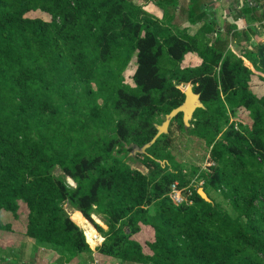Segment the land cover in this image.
Instances as JSON below:
<instances>
[{
	"label": "trees",
	"instance_id": "16d2710c",
	"mask_svg": "<svg viewBox=\"0 0 264 264\" xmlns=\"http://www.w3.org/2000/svg\"><path fill=\"white\" fill-rule=\"evenodd\" d=\"M168 3L173 13L159 0L160 22L148 28L131 0H0V230H11L3 213L17 216L22 201L29 209L26 237L61 250L69 260L94 253L90 244L100 236L97 232L93 241L82 218L93 221L96 212L109 227L105 232L94 223L105 236L94 253L100 259L264 264V110L249 89L253 72L244 63L246 57L264 73V40L237 57L222 38L240 35L234 24L218 27L202 0ZM35 10L50 20L32 17ZM175 25L187 33H175ZM196 52L211 61L183 66ZM133 55L137 65L129 84L121 74ZM191 81L204 107L189 127L182 113L171 125L179 121L187 133L214 143L210 157L216 163L202 174L200 186L212 201L194 187L192 203H177L172 184L182 187L190 180L157 149L162 142L171 145L172 133L145 152L130 153L153 139L155 115L180 106L186 96L179 85ZM225 103L250 110V131L230 126L216 139L228 121L219 114ZM199 115H205L203 124ZM129 155L149 174L128 164ZM57 167L65 177L55 174ZM209 187L224 188L236 216L219 206ZM67 201L76 217L65 210Z\"/></svg>",
	"mask_w": 264,
	"mask_h": 264
},
{
	"label": "rangeland",
	"instance_id": "374dc122",
	"mask_svg": "<svg viewBox=\"0 0 264 264\" xmlns=\"http://www.w3.org/2000/svg\"><path fill=\"white\" fill-rule=\"evenodd\" d=\"M131 1L134 2V13L136 14V12L138 11V17L142 24L145 25L148 24V28H152L153 25H156L155 24L156 21L160 22V17L162 16L163 11L161 10L162 7H160V4H158L159 0H148V1L131 0ZM168 1L171 0H166L167 5L165 4V9L171 14L173 13L174 8L171 5V3H168ZM177 1L179 4L184 5L185 0H177ZM30 15L32 17L39 16L46 20H50L51 18L46 13H43L40 10H35ZM213 15H215V18H217L216 20L218 26H219V22L220 24H222V20L224 19L223 7L217 8L213 13ZM148 20H150L151 22L148 23ZM201 26L202 25L200 23L199 26L191 27L188 30V34L193 35ZM173 31L182 36L185 32L187 33L186 30H183V28L177 25L173 26ZM208 37L211 38L212 41L216 39V36L213 35V33L208 34ZM222 38L227 39L225 40V45L223 44L224 46L227 47V44L231 42L232 38L229 37L228 39L227 37L224 36ZM228 47L231 50L230 53L234 52L235 56L240 57L246 55L247 53H250L249 51L252 49L253 46L248 45V48L244 50L241 45L238 46L236 44H232V45L228 44ZM222 50H225V48ZM230 53H226L224 55L226 56ZM203 59L199 56L197 52L193 53L191 54L187 64H183V66L186 65L200 66ZM205 61L209 63L211 60L205 59ZM251 61L247 60V58L244 57L245 65H247L253 72L248 82V86L249 89L257 96V98L260 99L258 104L262 107V110H264V101H262L264 100V81L259 77V75L264 76V73L262 72V70H259L260 67L258 63H257L258 66H256L254 65V61L252 62ZM136 65H137L136 55H133L131 61L129 62V64L121 74V77L124 78L126 83L134 84L133 74L136 69ZM219 71H220V66L214 68L213 71L214 76L218 77ZM189 84L193 85V87L194 85H196L194 84L193 81L185 82L180 84L179 88L182 91H184L187 88V85ZM220 95L222 97V102H223L224 101L223 93H220ZM221 112L224 113L225 117H228V121L225 124L222 123L219 131H217L216 139L221 138L230 126H234L236 130H242L244 132H245V130H243L244 128H246L247 131H250L252 129L254 118H253V114L250 112L249 109L245 107H240L233 110L231 105L225 103V107L219 110V114H221ZM167 114H165L164 111H159L154 118L156 124H162V122L165 121ZM199 117L202 118V120L199 122L203 124L205 122V115L204 116L199 115ZM179 125L180 122L175 121L174 125L170 124L169 126V132L167 134H169L170 132L172 133L171 145L165 146L162 142L161 144L158 145L157 149L159 152H164L166 154H169L175 166H177L179 169L182 170L186 179L190 180V182L187 185L180 187V192H181L180 196H182L185 199V197H188L192 194L194 187H197L199 189L200 186L203 185L204 180L201 177L202 174L208 171L210 169V166H214L216 162L215 160L212 161L210 157L211 148L213 147L214 143L209 145L207 139L194 135L193 133H189V132L187 133ZM123 155L124 153L119 154L118 156L121 157ZM126 161L132 167L138 168L143 173L149 174L148 168H146L143 164L131 158L130 155L128 159H126ZM55 174L58 176L65 177L63 171L59 167L56 168ZM66 180L67 183H69L71 186L73 187L76 186V183L73 181L72 178L66 177ZM222 189L224 190V188ZM221 190L209 187L207 189V192L211 194V196L214 198V200L219 204V206L223 210L228 211L232 216H236L237 213L233 209V204L231 200L223 193V190L222 191ZM63 205L65 210L71 216L76 217L78 215V211L75 208H73L68 201L65 202ZM19 206L20 208L18 210L17 216H14L10 212L3 213V222L9 223L11 225V230H7V229L0 230V264H120V260L118 258L106 257L100 259L94 254L97 252L96 251L97 248L100 245H102V243L105 240L104 232L97 229L94 223L101 226L105 232L109 230V227L105 224L103 215L96 212L93 213L92 215L93 221L87 218H82V222L84 226H86V234H88L91 239L93 238L94 234H96L97 232L98 235L100 236L99 240L95 239L96 241H94L92 239L96 244L95 246H92L87 241L90 244L94 253L92 255L90 253H81L69 260L68 256L65 255V253H63L61 250L56 249L55 247L46 248V247L38 246L34 240L28 239L26 237L24 232H25V226L27 224L26 217L28 215L29 209L27 205L22 201H20ZM81 228L83 229L85 235V229L82 226ZM92 257L94 258V260H92ZM126 264H130V263H126Z\"/></svg>",
	"mask_w": 264,
	"mask_h": 264
},
{
	"label": "crops",
	"instance_id": "0c3cea01",
	"mask_svg": "<svg viewBox=\"0 0 264 264\" xmlns=\"http://www.w3.org/2000/svg\"><path fill=\"white\" fill-rule=\"evenodd\" d=\"M202 1L203 3H201V7L203 9L206 8L210 14L214 13L217 8L223 7V25L219 22L218 27L224 29L228 21L229 23L234 24L236 27L234 30L240 33V35L230 36L232 40L229 45H254L264 40V0ZM243 32H246L247 34L244 35Z\"/></svg>",
	"mask_w": 264,
	"mask_h": 264
},
{
	"label": "water",
	"instance_id": "95a60500",
	"mask_svg": "<svg viewBox=\"0 0 264 264\" xmlns=\"http://www.w3.org/2000/svg\"><path fill=\"white\" fill-rule=\"evenodd\" d=\"M185 93V100L184 102L174 108L170 113L166 115L165 121L162 122V124H156L157 133L153 137V139L143 145L142 147L135 146L130 155L136 154L137 152H145L147 148H149L152 144L156 142V140L163 134H167L169 132V126L171 124V121L179 114H183V121L187 127L191 125V121L193 119L194 113L197 109L203 108L204 104L201 100V95L199 93H196L193 89V85L189 84L187 85V88L183 91ZM199 194L202 198H204L206 201L211 202L212 200L207 195L206 191L203 187H200L198 189Z\"/></svg>",
	"mask_w": 264,
	"mask_h": 264
},
{
	"label": "built area",
	"instance_id": "2783aa9c",
	"mask_svg": "<svg viewBox=\"0 0 264 264\" xmlns=\"http://www.w3.org/2000/svg\"><path fill=\"white\" fill-rule=\"evenodd\" d=\"M204 183V182H203ZM197 188V187H196ZM179 192V195H178ZM181 192H180V187L178 186V183H174L172 184V188H171V192L170 195L172 196V198L177 202V203H182V202H189L192 203V201H190L188 199V197H185V199L180 196Z\"/></svg>",
	"mask_w": 264,
	"mask_h": 264
}]
</instances>
